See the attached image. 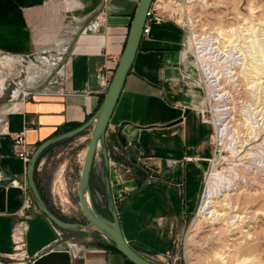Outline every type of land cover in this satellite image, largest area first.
<instances>
[{
  "label": "crops",
  "instance_id": "crops-1",
  "mask_svg": "<svg viewBox=\"0 0 264 264\" xmlns=\"http://www.w3.org/2000/svg\"><path fill=\"white\" fill-rule=\"evenodd\" d=\"M138 1L0 0L1 53L25 55L37 46L69 42L59 91L0 104V264H127L96 231L71 233L80 240L55 244V226L36 208L27 183L28 161L18 153L31 156L41 143L83 125L97 111ZM188 51L184 27L168 18L151 24L105 133L109 163L131 161L128 178L111 180L123 237L156 264L169 253L168 233L194 213L216 155L214 127L203 120L206 99L198 69L185 57ZM98 71L106 75V84L96 79ZM16 135L22 146H15ZM38 175L36 167L39 191Z\"/></svg>",
  "mask_w": 264,
  "mask_h": 264
},
{
  "label": "rangeland",
  "instance_id": "rangeland-1",
  "mask_svg": "<svg viewBox=\"0 0 264 264\" xmlns=\"http://www.w3.org/2000/svg\"><path fill=\"white\" fill-rule=\"evenodd\" d=\"M159 5L164 18L184 27L187 48L197 55L207 53V44H212L215 38L228 37L232 41L220 39L226 52L208 54L207 58L210 70L215 72L213 75L220 77L221 94L225 92L221 99L213 97L210 84L213 78L207 74L209 70L204 72L207 67L203 68V64L201 69L198 67L207 117L214 125L216 155L208 164L194 213L182 226H174L168 233L171 247L162 263L264 264V73L258 80L253 77L254 72L248 73L250 66L262 62L260 56L264 55V0H159ZM63 31L64 28L61 34ZM243 35L248 38L244 40ZM257 48L261 50L259 53ZM21 68L17 55L0 52V82L4 86L0 89V104L8 99L13 82L20 79ZM232 69L235 73L229 81L227 72ZM252 80L257 81V88H251L255 84ZM90 134L91 129L85 130L71 140L52 145L37 165L39 191L44 202L53 214L67 222L86 224L78 203L77 183ZM130 163V158L110 160V184L131 175ZM213 167L226 190L218 192L215 209L226 213V217L200 214ZM101 169L102 157L98 151L90 174L92 202L99 212L109 215ZM114 186L118 188L115 182ZM224 199L232 209L220 207ZM71 237L80 240L64 232L63 240Z\"/></svg>",
  "mask_w": 264,
  "mask_h": 264
},
{
  "label": "water",
  "instance_id": "water-1",
  "mask_svg": "<svg viewBox=\"0 0 264 264\" xmlns=\"http://www.w3.org/2000/svg\"><path fill=\"white\" fill-rule=\"evenodd\" d=\"M151 2L152 0L138 1L130 23L128 36L122 55L118 61L117 67L114 71L113 77L110 81L100 107L83 125L73 130L59 134L41 143L31 154L26 171L27 183L38 210L55 227L69 233L96 231L100 233L106 240H108L119 251V253L122 254L132 264L156 263L147 260L140 254L135 252L123 237L117 210L114 204L111 184L109 182L110 163L105 145V133L110 117L121 93L124 81L131 69L132 62L134 60L142 36L146 13L151 5ZM86 129H91V134L85 151L82 168L77 183L78 203L86 220V224L65 222L54 215L42 199L34 181L35 165L37 159L45 149L56 143L78 136L82 134ZM98 151L100 152L102 157L100 179L104 186L106 206L109 211V217L101 214L92 202L90 174L92 171L94 159Z\"/></svg>",
  "mask_w": 264,
  "mask_h": 264
},
{
  "label": "built area",
  "instance_id": "built-area-1",
  "mask_svg": "<svg viewBox=\"0 0 264 264\" xmlns=\"http://www.w3.org/2000/svg\"><path fill=\"white\" fill-rule=\"evenodd\" d=\"M159 9V0H152L146 13L142 35L149 32L151 24H160L163 22L164 16ZM98 20L100 21V19ZM68 33L70 34V32ZM68 43L67 41H62V43L53 45L37 46L25 55H17L22 67L19 73L20 79L17 83L13 82V86L9 89L8 101H25L36 92L59 91L63 83V61L68 51ZM96 79L103 84L108 82L106 75L102 71L96 73ZM203 120L211 123L214 127L213 122L207 117V110L204 112ZM2 125V119H0V132L3 131ZM13 141L16 147L23 145L21 135H16ZM212 141L216 146L213 135ZM18 154L25 161H29L30 156H26L24 151H20ZM3 179L4 176L0 172V181ZM29 205L30 202L28 201ZM54 229L56 233L55 244L60 245L64 241V231L57 227H54Z\"/></svg>",
  "mask_w": 264,
  "mask_h": 264
},
{
  "label": "bare ground",
  "instance_id": "bare-ground-1",
  "mask_svg": "<svg viewBox=\"0 0 264 264\" xmlns=\"http://www.w3.org/2000/svg\"><path fill=\"white\" fill-rule=\"evenodd\" d=\"M58 5V4H57ZM48 10L50 11H52V9L51 8H48ZM50 11V12H51ZM53 13V12H52ZM57 13V12H56ZM53 17V16H52ZM51 17V18H52ZM53 19V18H52ZM97 25V24H96ZM218 31V30H217ZM221 35V34H220ZM235 35V34H234ZM246 35V34H245ZM224 37H225V35H224ZM244 40L245 39H247L248 37H244V35H243V37H242ZM220 39H223V38H215V40L212 42V44H207V46L209 47V50H208V52L207 53H205V54H203V55H199V53L200 52H198V55L196 54V51H195V53L193 52V51H191V50H189L187 53H186V59L189 61V62H192V63H194L195 64V66L197 67V69H198V67H199V69H201L200 67L202 66V64H203V68H206L207 67V69H205L204 70V72H206L207 70H209V72L207 73L208 75H210V78H213V80L212 81H210V84H211V92L213 93V97L215 96V97H218L219 99H221L222 98V95H224L225 94V92H223L222 94H221V92L223 91V87L220 85V77H219V75L218 74H215V76L213 75V73H215V72H212V70H210L211 69V66H210V64H208V62H207V58H209V55L211 54H213V53H217V55L218 54H224L225 52H226V50H224V46H222L223 45V42L222 41H220ZM225 42H229V43H231L232 41L230 40V38H228V37H225V39H223ZM254 40V39H253ZM252 40V41H253ZM236 41V40H235ZM211 42V41H210ZM253 42H255V41H253ZM35 43V42H34ZM236 43V42H235ZM213 44H217V45H213ZM240 44H241V42H240ZM262 44V43H261ZM220 45H221V47L223 48H221L220 47ZM264 46V45H263ZM262 46V47H263ZM207 47V48H208ZM206 48V47H205ZM213 50V51H212ZM243 50H244V48H243ZM210 51H212V53L210 52ZM261 50H260V48H257V52L259 53ZM245 53V52H244ZM201 54V53H200ZM209 54V55H208ZM206 55H208V57L206 56ZM214 55V54H213ZM212 55V56H213ZM220 56V55H219ZM255 56V55H254ZM12 57V56H11ZM261 63H257V64H255V65H252V66H250V68L248 69V73L250 74V72H254V76L253 77H256V79L258 80L259 78H261L262 77V74L264 73V55L262 54L261 56ZM3 59V58H2ZM259 60V61H260ZM3 61H5V60H3ZM2 61V62H3ZM198 61V62H197ZM253 62V61H252ZM198 63H199V65H198ZM201 64V65H200ZM242 65H244L243 63H242ZM6 67H7V65H6ZM233 70V69H232ZM245 70V69H244ZM234 70L233 71H229V72H227V74H228V76L227 77H229V81H232V79H230V78H232V75H234ZM206 74V73H205ZM226 81V80H225ZM251 82H254L255 84H253L252 86H251V88H253V87H255V88H257V81L256 80H252ZM263 82V81H262ZM222 83V82H221ZM258 83H259V81H258ZM0 89L1 90H3L4 89V86H3V83L2 82H0ZM217 98V99H218ZM235 100V99H234ZM246 120V119H245ZM244 124V123H243ZM247 134H248V132H247ZM264 144V143H263ZM251 154V153H250ZM253 156V155H252ZM214 168V167H213ZM260 173V172H259ZM263 179V178H262ZM264 180V179H263ZM256 181V180H255ZM249 182V181H248ZM247 182V183H248ZM259 182V181H258ZM251 183V182H250ZM246 185V184H245ZM253 185V184H252ZM236 186V185H235ZM247 186V185H246ZM223 189V190H222ZM220 191H225L226 192V190H225V186H223L222 185V181H221V178L218 176V172L215 170V168L212 170V173H211V176H210V179H209V181L207 182V185H206V188H205V191H204V196H203V202H202V204H201V207H200V214H202V215H210V217H213L214 215L217 217V218H221V217H226V213H223V211H222V213H220L219 211H218V209H215L216 208V201H215V199L217 198V196H218V192H220ZM228 193V192H227ZM226 197V196H225ZM260 200V199H259ZM223 201V203H221L220 204V207H225V208H227V209H232V206L229 204V203H227V202H225V201H227L226 199H224V200H222ZM230 201H232V199H230ZM230 214V213H229ZM237 215V214H236ZM234 218H236V216H234L233 217V219ZM238 218H240L239 216H237V219ZM241 221H242V219H241ZM230 223H234L233 221H231ZM219 224V223H218Z\"/></svg>",
  "mask_w": 264,
  "mask_h": 264
},
{
  "label": "trees",
  "instance_id": "trees-1",
  "mask_svg": "<svg viewBox=\"0 0 264 264\" xmlns=\"http://www.w3.org/2000/svg\"><path fill=\"white\" fill-rule=\"evenodd\" d=\"M79 126H81V125H72V126H70L69 128H67V129H65L63 132H67V131H70V130H73V129H75V128H78ZM72 139V138H71ZM70 139V140H71ZM58 144V143H57ZM54 146V145H53ZM52 146H50V147H48L47 149H45L42 153H41V155L39 156V158L37 159V162H36V165H35V169H36V167H37V165H38V162H39V160H40V158L42 157V155L49 149V148H51ZM117 160H119V159H117ZM43 199V198H42ZM55 214V213H54ZM56 215V214H55ZM57 216V215H56ZM60 220H62V221H65V220H63L62 218H60L59 216H57ZM65 222H67V221H65ZM65 232V231H64ZM111 247L114 249V250H116V251H118L113 245H111ZM119 252V251H118ZM126 259V258H125ZM126 261H127V264H132L130 261H128L127 259H126Z\"/></svg>",
  "mask_w": 264,
  "mask_h": 264
},
{
  "label": "flooded vegetation",
  "instance_id": "flooded-vegetation-1",
  "mask_svg": "<svg viewBox=\"0 0 264 264\" xmlns=\"http://www.w3.org/2000/svg\"><path fill=\"white\" fill-rule=\"evenodd\" d=\"M101 213V212H100ZM101 214H103L104 216H106V217H109V215H107V214H104V213H101Z\"/></svg>",
  "mask_w": 264,
  "mask_h": 264
}]
</instances>
